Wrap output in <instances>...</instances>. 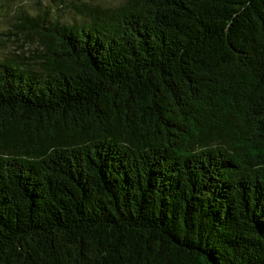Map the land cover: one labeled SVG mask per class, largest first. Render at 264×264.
<instances>
[{
  "label": "trees",
  "instance_id": "trees-1",
  "mask_svg": "<svg viewBox=\"0 0 264 264\" xmlns=\"http://www.w3.org/2000/svg\"><path fill=\"white\" fill-rule=\"evenodd\" d=\"M30 21L0 58V264H264V0Z\"/></svg>",
  "mask_w": 264,
  "mask_h": 264
},
{
  "label": "rangeland",
  "instance_id": "rangeland-1",
  "mask_svg": "<svg viewBox=\"0 0 264 264\" xmlns=\"http://www.w3.org/2000/svg\"><path fill=\"white\" fill-rule=\"evenodd\" d=\"M123 0H72V4L80 6V4L91 3L94 9H104L113 5H117ZM50 0H0V58L5 57L8 52L17 51L20 47H25L27 53L31 48L36 47V39L32 37L34 42H26V37L21 32L22 29L29 28L30 17L36 14H43L49 5ZM60 3V0H55ZM54 16H58L61 20H70L77 17V13L73 9L55 10L50 6L49 10ZM17 40V43L14 41Z\"/></svg>",
  "mask_w": 264,
  "mask_h": 264
}]
</instances>
